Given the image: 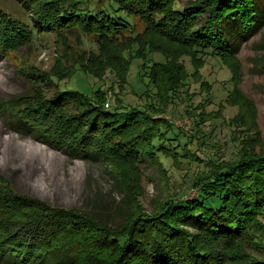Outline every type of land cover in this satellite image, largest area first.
Returning a JSON list of instances; mask_svg holds the SVG:
<instances>
[{"label": "trees", "instance_id": "trees-1", "mask_svg": "<svg viewBox=\"0 0 264 264\" xmlns=\"http://www.w3.org/2000/svg\"><path fill=\"white\" fill-rule=\"evenodd\" d=\"M19 1L31 14V24L0 8V55L29 41L34 30L73 33L79 26L83 31L90 27L85 34L97 35L100 49L113 45L114 53L100 56V67L92 68L86 57L76 69L82 65L102 78L109 65L123 83L134 56H142L147 96L151 91L153 97L141 107L124 105L116 93L118 107L109 110L103 106L100 88L92 96L60 91L44 101L30 85L0 103V114L10 119L7 125L17 131L27 128L71 157L157 166L161 157L177 160L184 153L189 157L186 144L165 146L166 134L176 132L161 116L162 106L187 88L191 78L200 81L207 51L229 67L235 81L237 67L224 25L230 20L254 25L259 0H195L182 7L175 6L177 0H107L99 7H80L81 12L75 0ZM131 17L143 21V32L133 34ZM148 53H161L165 60L145 58ZM182 56L190 58L193 72ZM72 71L59 69L50 76L29 71L27 76L39 86L52 76L69 77ZM229 96L228 103L245 108L233 121L242 131L253 130L245 114L251 107L235 84ZM69 102L75 106L66 113ZM214 114L220 113L209 118ZM245 134L235 138L239 146L230 160L210 159L211 168L195 179L199 194L192 199L161 200L148 213L138 202L139 193L126 186L132 202L115 224L21 194L0 174V254L11 264H264L250 251L264 249V225L258 220L264 213V146L257 134Z\"/></svg>", "mask_w": 264, "mask_h": 264}, {"label": "rangeland", "instance_id": "rangeland-1", "mask_svg": "<svg viewBox=\"0 0 264 264\" xmlns=\"http://www.w3.org/2000/svg\"><path fill=\"white\" fill-rule=\"evenodd\" d=\"M106 1L75 0V6L81 12L84 9L80 7H99ZM193 1L177 0L175 6L182 7ZM0 8L31 24V14L19 0H0ZM255 20L254 25L248 27L231 20L224 25L237 67L234 82L229 67L207 51L203 54L205 64L199 69L200 81L191 78L187 88L167 106H162L161 116L173 124L176 132L166 134L165 146L170 148L172 144L180 143L182 147L186 144L189 157L186 153L177 160L161 157V164L157 166L145 161L129 164L100 157H71L64 149L41 141L27 128L13 130L7 125L8 116L0 114V174L21 194L43 200L54 207L78 208L110 224L118 223L126 215L127 205L132 202L126 186L139 193L136 194L138 202L148 213L153 212L161 200H189L198 196L195 179L211 168L210 159L230 160L235 155L239 146L236 137L242 139L245 133L248 136L257 134L259 144L264 146V0L258 1ZM131 22L133 34L143 32V21L131 17ZM88 30L83 31L82 26L73 33L34 30L29 41L0 55V103L5 104L13 96L28 90L30 85H34L35 95L44 101L60 91L79 90L86 96H92L100 88L104 94L102 103L105 109L118 107V94L124 105L143 107V104L150 103L153 94L149 89L150 96H147L142 56H134L127 72V82L123 83L109 65L104 69L102 78L82 65L76 69L77 62L85 63L86 57L92 68L100 67L101 59L114 53L113 45H104L100 49L96 42L98 36L85 34ZM151 57L160 62L165 60L161 53H148L145 58ZM181 60L188 71L193 72L190 58L182 56ZM59 69L75 71L62 79L52 76V80L41 82L39 86L27 76L29 71L46 72L50 76ZM205 83L209 84L208 89ZM234 84L251 107V113L245 114L254 131L250 128L242 131L233 121L239 109L245 110L242 105L228 103ZM73 106L69 102L65 107L66 113ZM148 113L154 116L151 110ZM213 113L220 114L209 118ZM258 220L264 225V213L258 216ZM261 237L264 243V233ZM250 251L264 259V249ZM4 255L0 254V264H11Z\"/></svg>", "mask_w": 264, "mask_h": 264}, {"label": "built area", "instance_id": "built-area-1", "mask_svg": "<svg viewBox=\"0 0 264 264\" xmlns=\"http://www.w3.org/2000/svg\"><path fill=\"white\" fill-rule=\"evenodd\" d=\"M107 104V106H109V103H106Z\"/></svg>", "mask_w": 264, "mask_h": 264}]
</instances>
